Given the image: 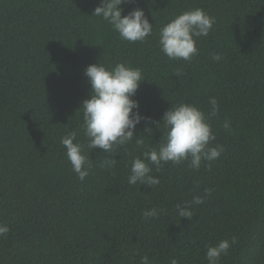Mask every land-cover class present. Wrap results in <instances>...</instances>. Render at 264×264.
<instances>
[{
  "label": "trees",
  "instance_id": "1",
  "mask_svg": "<svg viewBox=\"0 0 264 264\" xmlns=\"http://www.w3.org/2000/svg\"><path fill=\"white\" fill-rule=\"evenodd\" d=\"M99 3L0 0V224L10 228L0 264H140L145 255L150 264H208V246L233 237L218 264H264V0H129L122 15L139 8L153 25L135 43L91 16ZM195 8L215 23L194 38L191 61L170 60L160 28ZM95 63L142 71L133 97L151 118L134 130L142 144L88 149L80 107L90 93L84 70ZM210 98L218 114L208 119L209 147L223 146L220 157L199 170L149 164L160 183L129 185L132 158L165 140L163 113L189 103L207 117ZM72 132L91 163L84 181L60 143ZM105 158L115 166L102 167ZM193 196L204 203L180 217L177 205ZM153 208L158 215L145 218Z\"/></svg>",
  "mask_w": 264,
  "mask_h": 264
},
{
  "label": "clouds",
  "instance_id": "2",
  "mask_svg": "<svg viewBox=\"0 0 264 264\" xmlns=\"http://www.w3.org/2000/svg\"><path fill=\"white\" fill-rule=\"evenodd\" d=\"M129 0H100L91 16L101 17L110 24L119 37L130 43L143 42L152 34L153 25L145 17L142 9H134L127 15H122L121 4ZM215 23V18L207 15L202 9L195 8L185 11L160 28L159 45L161 52L170 60L191 61L198 54L195 39L207 36ZM214 61L221 59L219 54L213 55ZM84 75L90 85L89 98L82 101L83 132L88 143V149H102L105 153H112L117 146L123 147L133 141L142 144L143 141L134 137V130L142 120L150 121V117H143L139 113V103L133 97L143 79L139 68H132L124 63H117L112 68L95 63L88 65ZM178 75V74H177ZM211 111L208 116L198 107L189 103H180L169 107L161 117L165 130V140L158 148H153L140 157H133L129 185H146L152 187L160 183L157 177L151 175L149 164L157 166L171 162L175 165L189 161V167L199 170L202 161L213 162L224 151L223 146L209 147L215 140L208 119L218 114L215 98H210ZM161 122H155L160 128ZM225 128L230 127L225 122ZM146 131L149 130L147 127ZM76 132L61 138L60 143L66 149V156L72 166V171L78 179L84 181L89 175L91 163L89 156L82 152V145L76 141ZM74 141H76L74 143ZM147 161V162H145ZM116 159L105 158L102 167H114ZM204 203L202 196H193L192 201L184 207L177 205L180 217L191 219L193 205ZM156 209L143 212L145 218H155ZM10 228L0 224V238H5ZM235 237L221 240L216 245L208 246L205 258L208 264H218L222 255H226ZM140 264H150L147 255L140 258ZM171 264H177L173 259Z\"/></svg>",
  "mask_w": 264,
  "mask_h": 264
}]
</instances>
